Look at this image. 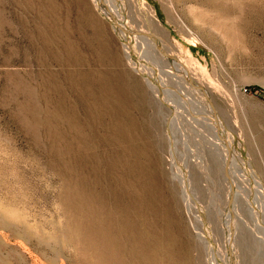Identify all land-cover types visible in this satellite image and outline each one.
I'll list each match as a JSON object with an SVG mask.
<instances>
[{"label":"rangeland","instance_id":"obj_1","mask_svg":"<svg viewBox=\"0 0 264 264\" xmlns=\"http://www.w3.org/2000/svg\"><path fill=\"white\" fill-rule=\"evenodd\" d=\"M104 5L0 0V264H264V0L108 3L206 89L229 164Z\"/></svg>","mask_w":264,"mask_h":264},{"label":"bare ground","instance_id":"obj_2","mask_svg":"<svg viewBox=\"0 0 264 264\" xmlns=\"http://www.w3.org/2000/svg\"><path fill=\"white\" fill-rule=\"evenodd\" d=\"M101 1L105 4L104 5L105 8H101V9L105 12V15L108 18L113 19V21L117 23L116 26L118 27L120 25V21L118 19V15H119L118 11L114 7H111L110 5H108V3L112 2L113 0H101ZM119 27H120L119 30L122 32V34L124 36L129 35V34H134V33L138 34L137 32L131 31L127 26H119ZM139 33H140L141 36L137 37V41H138L141 49L143 50V52L150 53L151 55H153L154 58L158 61V63L163 64V66L167 67L166 65H169L170 66L169 67L170 70L164 71V74L166 76H169V77H174V79L176 78V80L179 81V83H180V85L182 87V89L180 90L179 93H177V91L174 92L175 90L174 91L173 90L172 91L168 90L166 93L170 94L172 97H174V99L177 101V103L182 104L186 108H188L190 105H194L197 110L207 111L208 114L210 115V117L214 116V119L216 121L213 120V119H210V118H206V117L198 118V117H196L193 114L194 116L190 115V120H191V122H194V124H196V123H199L200 125L202 124V126L205 129L206 128L208 129L209 134L212 135L210 137V139H209L210 140L209 143H211L212 146L217 147L221 151L222 155L225 158V163L229 164L230 157L233 156V153H232V147H233L232 146V142H231V140L227 139L226 131L222 128L221 122L219 121L218 112H217L215 106L212 103H210V101H209L210 99H209V97L207 95L209 93L206 91V89H204V88L201 89L200 85H198L197 82L193 80L192 76L187 71V69L185 68V66L183 65L182 62H180L179 60H178V63L176 61H167L166 60L167 57L170 60H174V58L173 57L171 58V56L165 54V50H163L161 48V45L159 44V42L157 40H155V38L152 40L151 38H149L148 35H144L143 32H139ZM126 47H127V49L131 50L130 46H126ZM128 56H132V55L130 53H128ZM163 66H161V67H163ZM174 70L179 72L182 75L179 77L178 75L173 73ZM160 71H162V70L160 69ZM164 80L165 79H163V82L165 83ZM161 81H162V79H161ZM166 83H167V81H166ZM177 84H178V82H177ZM166 86H167V84H166ZM151 87L153 89L157 90L156 91L157 93L158 92H162V90L160 89V87L158 85L156 86L154 84H151ZM202 92L204 93V96H206L208 98L210 106L207 105L204 102V100L202 99V95H203ZM168 107L171 108L170 105H168ZM204 134H205V132H204ZM233 157L235 159V156H233ZM229 182H230V189H232V191L229 193V197H231V200H232L234 198L235 194L237 193L236 192L237 190H236V187H235V182H232L231 180ZM258 193H260V195L263 194V192H260V191H258ZM247 204H248V206H247L248 209L247 210L253 216H257V212H256L255 208L249 203V201H247ZM231 228H233V224H231ZM235 242H236L235 235L231 234L230 238L228 239V242H227V250L229 252V255H233L232 251H234ZM258 242H260L262 246L264 245V240L259 239ZM260 259H262V256L259 258V261H260Z\"/></svg>","mask_w":264,"mask_h":264},{"label":"water","instance_id":"obj_3","mask_svg":"<svg viewBox=\"0 0 264 264\" xmlns=\"http://www.w3.org/2000/svg\"><path fill=\"white\" fill-rule=\"evenodd\" d=\"M139 34V32H137ZM135 34V33H134ZM152 37V36H151ZM166 55H169L167 52H165ZM172 58V57H171Z\"/></svg>","mask_w":264,"mask_h":264}]
</instances>
